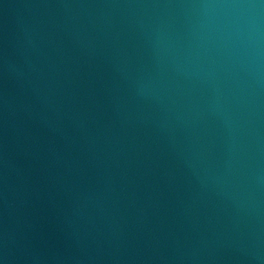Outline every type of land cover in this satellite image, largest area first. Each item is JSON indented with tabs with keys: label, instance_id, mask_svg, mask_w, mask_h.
I'll return each instance as SVG.
<instances>
[{
	"label": "water",
	"instance_id": "1",
	"mask_svg": "<svg viewBox=\"0 0 264 264\" xmlns=\"http://www.w3.org/2000/svg\"><path fill=\"white\" fill-rule=\"evenodd\" d=\"M232 2L261 4L0 0V264H264V36L205 9Z\"/></svg>",
	"mask_w": 264,
	"mask_h": 264
},
{
	"label": "clouds",
	"instance_id": "2",
	"mask_svg": "<svg viewBox=\"0 0 264 264\" xmlns=\"http://www.w3.org/2000/svg\"><path fill=\"white\" fill-rule=\"evenodd\" d=\"M264 0L261 4L232 2L206 5L207 13L220 21L221 27L241 43L256 48L264 36Z\"/></svg>",
	"mask_w": 264,
	"mask_h": 264
}]
</instances>
